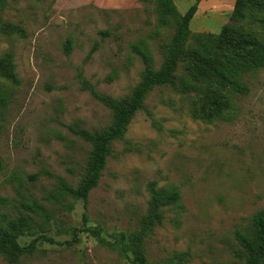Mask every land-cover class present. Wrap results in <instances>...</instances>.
Instances as JSON below:
<instances>
[{
    "label": "rangeland",
    "instance_id": "1",
    "mask_svg": "<svg viewBox=\"0 0 264 264\" xmlns=\"http://www.w3.org/2000/svg\"><path fill=\"white\" fill-rule=\"evenodd\" d=\"M173 2L180 14L197 5L189 47L197 34L222 30L235 0ZM175 26V19L159 25L155 0H6L0 9V56L12 55L17 78H0V225L25 216L30 227L17 241L36 240L19 264H131L116 241L142 230L152 196L167 189L180 199L145 230L152 264H245L234 233L248 231L264 210V68L240 76L246 95L218 90L234 106L231 121L191 117L207 81L185 94L154 87L114 142L86 204L58 185L77 186L91 150L73 130L112 123L88 85L128 99L144 69L133 46L157 70ZM187 65L178 63L177 85L189 77ZM0 264L9 263L0 255Z\"/></svg>",
    "mask_w": 264,
    "mask_h": 264
},
{
    "label": "trees",
    "instance_id": "2",
    "mask_svg": "<svg viewBox=\"0 0 264 264\" xmlns=\"http://www.w3.org/2000/svg\"><path fill=\"white\" fill-rule=\"evenodd\" d=\"M6 0H0V9ZM159 25L168 19H175L176 26L165 58L159 67L152 68V58L139 45L133 51L139 55L143 65L141 81L126 100H116L100 95L93 86L88 85L93 98L104 105L112 114L111 126L98 131L76 129L73 132L91 147L83 175L77 186L73 187L58 179L60 190L76 201L87 202L89 193L98 185L113 144L122 140L134 115L143 109L146 95L154 88L168 85L182 94L197 90V83L208 82V90L201 99L193 104L191 117L203 121H231L235 117L234 106L229 98L218 91L229 89L232 93L246 95L249 86L240 81V76L264 68V0H235L229 18L218 34H197L196 44L187 46L190 36L189 24L196 13L197 5L180 14L173 0H155ZM5 31L22 33L11 24H3ZM103 35H108L103 33ZM187 61L188 78L177 85L175 71L180 61ZM0 78L17 83L12 55L0 56ZM199 90V89H198ZM180 194L175 189H167L154 194L150 202V213L142 221V230L129 235H120L116 241L125 255L131 256V264H152L146 256L143 240L146 228L159 219V210L177 202ZM83 220H86L84 216ZM248 231H236L234 239L238 245L237 254L245 264H264V210L256 212L251 218ZM28 218L19 217L0 225V255L9 264H19L22 255L34 250L36 240L22 247L18 238L29 230ZM44 242H53L41 237Z\"/></svg>",
    "mask_w": 264,
    "mask_h": 264
}]
</instances>
